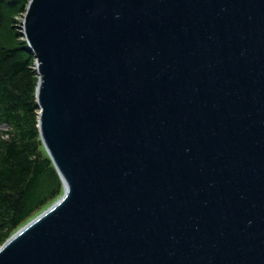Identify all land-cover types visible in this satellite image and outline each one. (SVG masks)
Masks as SVG:
<instances>
[{
  "label": "water",
  "instance_id": "95a60500",
  "mask_svg": "<svg viewBox=\"0 0 264 264\" xmlns=\"http://www.w3.org/2000/svg\"><path fill=\"white\" fill-rule=\"evenodd\" d=\"M62 194L0 264H264V0H28Z\"/></svg>",
  "mask_w": 264,
  "mask_h": 264
},
{
  "label": "trees",
  "instance_id": "16d2710c",
  "mask_svg": "<svg viewBox=\"0 0 264 264\" xmlns=\"http://www.w3.org/2000/svg\"><path fill=\"white\" fill-rule=\"evenodd\" d=\"M28 0H0V245L62 194L39 144L34 58L20 31Z\"/></svg>",
  "mask_w": 264,
  "mask_h": 264
},
{
  "label": "rangeland",
  "instance_id": "374dc122",
  "mask_svg": "<svg viewBox=\"0 0 264 264\" xmlns=\"http://www.w3.org/2000/svg\"><path fill=\"white\" fill-rule=\"evenodd\" d=\"M15 19L21 22L22 16H17ZM19 26H20V25H19ZM2 234H3V233H2ZM2 234H0V237L2 236Z\"/></svg>",
  "mask_w": 264,
  "mask_h": 264
}]
</instances>
